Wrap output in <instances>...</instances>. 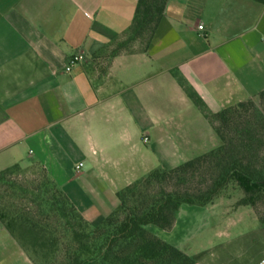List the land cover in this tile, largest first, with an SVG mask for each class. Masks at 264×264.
I'll return each mask as SVG.
<instances>
[{
  "label": "crops",
  "instance_id": "0c3cea01",
  "mask_svg": "<svg viewBox=\"0 0 264 264\" xmlns=\"http://www.w3.org/2000/svg\"><path fill=\"white\" fill-rule=\"evenodd\" d=\"M136 2L0 0V171L41 165L93 227L116 192L215 144L190 95L216 113L264 90V4L168 0L147 45L115 52ZM146 230L194 264H264L249 207L181 205L169 231ZM0 242L6 264H33L1 223Z\"/></svg>",
  "mask_w": 264,
  "mask_h": 264
},
{
  "label": "trees",
  "instance_id": "16d2710c",
  "mask_svg": "<svg viewBox=\"0 0 264 264\" xmlns=\"http://www.w3.org/2000/svg\"><path fill=\"white\" fill-rule=\"evenodd\" d=\"M264 4V0H248ZM168 0H137L128 36L116 51L137 41L147 45ZM216 142L172 169H154L116 192L118 205L90 226L44 168L13 165L0 171V223L33 264H194L193 259L146 230L169 231L181 205L206 206L228 186L242 193L235 206L249 207L264 223V90L254 98L208 112ZM36 169L27 185H11L12 175Z\"/></svg>",
  "mask_w": 264,
  "mask_h": 264
},
{
  "label": "rangeland",
  "instance_id": "374dc122",
  "mask_svg": "<svg viewBox=\"0 0 264 264\" xmlns=\"http://www.w3.org/2000/svg\"><path fill=\"white\" fill-rule=\"evenodd\" d=\"M24 172L12 175L11 177V185L13 187H16L18 184L27 185V183L36 178L39 177L37 175V170L34 168H29L27 170H23ZM5 187L0 185V194L3 193V189ZM3 197L5 201L14 202L16 201L14 197L7 196L5 193H3ZM242 197L241 191H239L235 186L230 185L228 186L224 191H221V193L215 198V200L212 202L216 206V210H222V204H228L230 207H237L235 206V203ZM246 222V221H244ZM5 245H2L0 242V264H6L8 262V251H5Z\"/></svg>",
  "mask_w": 264,
  "mask_h": 264
},
{
  "label": "built area",
  "instance_id": "2783aa9c",
  "mask_svg": "<svg viewBox=\"0 0 264 264\" xmlns=\"http://www.w3.org/2000/svg\"><path fill=\"white\" fill-rule=\"evenodd\" d=\"M198 29H202V25H198ZM84 58V54L83 53H78L74 56H72L69 61H68V64L67 66L65 67V72L69 73L70 70L72 69V67L77 64L78 62L82 61ZM144 142L147 141L146 138L143 139ZM83 164L82 163H78L76 166H75V172L76 173H79L80 169L82 168Z\"/></svg>",
  "mask_w": 264,
  "mask_h": 264
}]
</instances>
